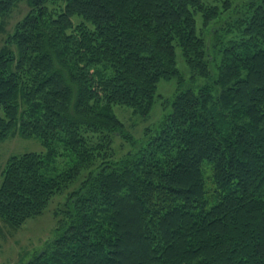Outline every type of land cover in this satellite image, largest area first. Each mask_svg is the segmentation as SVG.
I'll return each mask as SVG.
<instances>
[{"label": "trees", "instance_id": "obj_1", "mask_svg": "<svg viewBox=\"0 0 264 264\" xmlns=\"http://www.w3.org/2000/svg\"><path fill=\"white\" fill-rule=\"evenodd\" d=\"M19 1L0 0V34ZM25 1L0 47V141L45 149L6 160L0 219L66 207L23 264H264V0L220 22L231 0ZM197 16L219 23L208 42ZM176 46L204 81L116 156L135 140L113 105L148 114L160 79L182 80Z\"/></svg>", "mask_w": 264, "mask_h": 264}, {"label": "rangeland", "instance_id": "obj_2", "mask_svg": "<svg viewBox=\"0 0 264 264\" xmlns=\"http://www.w3.org/2000/svg\"><path fill=\"white\" fill-rule=\"evenodd\" d=\"M247 1L231 0L230 6L227 8L221 7L219 19L217 18L219 22L234 18ZM61 4H63V0H57L56 5ZM28 8L27 2L21 0L13 8L12 12L5 17V29L0 34V47L4 43L7 33L12 32L15 23L23 17ZM217 25H219L218 22H212L207 26L197 16L198 33L207 42L210 39V30ZM175 61L182 80H178L177 76L169 79H160L157 83L153 106L148 114H143L128 106L113 105V112L123 123L125 133H129L135 140V144H132L126 138H113L112 147L116 156L119 157L123 153L141 145L144 131L147 128H153L162 114L168 110V108L164 107V104H169L177 87L196 88L199 83L204 81L200 77H192V71L186 63L179 46L175 48ZM212 63L215 69L216 60H213ZM44 149L38 137H22L17 131L0 141V181L1 171L9 156L26 151H43ZM65 199L66 192L56 194L41 214L29 218L17 229H13L0 219V264H23L35 251L47 246L55 236L54 227L56 220L62 215L61 211L66 207Z\"/></svg>", "mask_w": 264, "mask_h": 264}]
</instances>
